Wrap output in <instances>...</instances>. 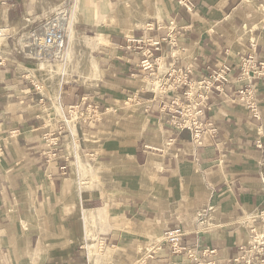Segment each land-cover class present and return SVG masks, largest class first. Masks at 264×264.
Returning <instances> with one entry per match:
<instances>
[{"label":"crops","instance_id":"1","mask_svg":"<svg viewBox=\"0 0 264 264\" xmlns=\"http://www.w3.org/2000/svg\"><path fill=\"white\" fill-rule=\"evenodd\" d=\"M58 1L0 0V264H197L189 250L202 264H245L235 259L259 236L249 264H262L264 101L254 117L238 94L249 81L237 77L244 56L264 60V12L246 0H186L191 9L180 0H64L77 1V43L103 77L89 89L65 83L59 112L35 101L20 51L27 28ZM224 62L228 81L206 87ZM170 75L166 94L153 85ZM189 86L212 123L200 145L171 123L169 106ZM258 87L264 93V79ZM121 97L133 103V131L119 144L104 135L125 116ZM76 110L75 130L66 120ZM177 227L185 249L174 253L163 235Z\"/></svg>","mask_w":264,"mask_h":264},{"label":"built area","instance_id":"2","mask_svg":"<svg viewBox=\"0 0 264 264\" xmlns=\"http://www.w3.org/2000/svg\"><path fill=\"white\" fill-rule=\"evenodd\" d=\"M186 4V0H180ZM186 6L191 9L192 4ZM71 19L69 8H59L57 11L52 12L44 20L39 23L30 26L25 31V42H27L25 48L30 52L31 56L38 59H60L65 52L67 45V33H68V20ZM5 35L4 30L0 28V37ZM160 45V43H155ZM144 69L153 70V63L148 59L143 61ZM182 76H187V71L180 72V68L175 67ZM232 70L231 65L228 63L219 64L215 69L208 81H204L206 87L211 88L219 82L217 87H221L228 81L227 75ZM171 75L166 79L155 77L153 85L162 90L163 93H167L170 90L169 79ZM241 81L247 80L249 84L238 90L240 99L250 108L252 114L256 118H261L263 114L262 103L264 99L261 97L264 93H259L260 89L258 84L264 79V60L256 59L253 53H249L244 56L240 62V72L237 77ZM262 79V80H261ZM205 98L196 99L191 86L185 92L184 98H174L171 102L169 109L172 112L171 123L175 127V131L189 130L192 133V139L195 144L200 145L204 141V137L209 129H212V123L204 119L205 115ZM96 110L98 106L94 103L88 105V109ZM59 133H63V127L59 129ZM53 151L49 155L50 157H56L58 142L51 143ZM185 237V232L181 227L167 229L163 235V242L168 244L174 253L182 252L185 247L182 246V241ZM263 238V237H262ZM262 243L257 241L252 244L248 249H244L243 255L237 257L235 261H242L245 264H249L252 255L256 251L263 249ZM213 254L214 250H205L204 254ZM251 253V257L248 255ZM189 255L193 258L197 264H202L198 258L194 256V252L189 250ZM204 264H214V260L205 261ZM264 264V260L263 263Z\"/></svg>","mask_w":264,"mask_h":264},{"label":"rangeland","instance_id":"3","mask_svg":"<svg viewBox=\"0 0 264 264\" xmlns=\"http://www.w3.org/2000/svg\"><path fill=\"white\" fill-rule=\"evenodd\" d=\"M59 8H69L71 20L73 21L72 25L74 29V25L78 21L79 19L78 17L80 14L77 1L70 2V1L60 0L55 4L53 8V12L57 11V9ZM77 40H78V36L76 35V31H74L72 34L67 33V45L63 55L64 58L63 60L53 59V58L50 59L34 58L33 56H31L27 48L24 47L26 42L23 41V43H20L21 45L20 51L23 56L22 67L27 70V73L29 74V79H31L32 81L33 96L35 97V101L41 103L46 108H52V110L56 108L60 100L62 87L63 85H65V83L67 82L70 83L72 82L74 84L78 83L86 86L89 89L93 85H97L99 79L103 77V70L98 65L95 55H92L85 50L84 48L85 43L74 44V42H77ZM80 59H83L84 62L86 63V69L80 68L79 66ZM41 61H43V63H45L46 65L45 71L40 70L38 67V63ZM62 69L65 70L66 78L64 81H62L60 89L57 90V87L55 88V83L56 81H58V76L61 73ZM148 85L149 87H152L150 81L148 82ZM102 90H104V85L102 86ZM57 98H58V103H56ZM117 101L123 103L122 109L120 111V115H125V116L118 117L117 126L112 128V130L109 133L105 134L104 136L109 141H114V142H118L119 144H122V143H127L128 140H131L129 137L131 136L133 131L132 128L133 122L128 116L130 114L128 110H131V108L134 106L132 101L130 100H128V102L125 103L126 100H124L122 97L120 99H117ZM77 116L78 113L76 110V112H74L73 118L76 117L77 120ZM60 118L65 120V115H60ZM68 125L71 126L69 123ZM258 241L262 242V236L258 237Z\"/></svg>","mask_w":264,"mask_h":264},{"label":"bare ground","instance_id":"4","mask_svg":"<svg viewBox=\"0 0 264 264\" xmlns=\"http://www.w3.org/2000/svg\"><path fill=\"white\" fill-rule=\"evenodd\" d=\"M247 2H249V3H252V4H255V5H257V7L261 10V11H263L264 12V4H258L257 3V0H246ZM114 17H115V15H114ZM73 21L71 20V19H69L68 20V22H67V25H68V33L69 34H72L74 31H75V29H73ZM74 35V34H73ZM70 40V39H69ZM75 43H77V42H74V44ZM26 44H27V42L25 43V46H26ZM73 44V45H74ZM67 55V54H66ZM65 55V56H66ZM60 59H64L63 58V56L60 58ZM66 60V59H65ZM86 61V60H85ZM79 66H80V68H83V69H86V63L84 62V60L83 59H80L79 60ZM38 67H39V69L40 70H43V71H45L46 70V65H45V63H43V61H41V62H39L38 63ZM64 68H66V67H64ZM55 71V70H54ZM59 72V71H58ZM65 78H66V74H65V70L64 69H62L61 70V73L59 74V76H58V81H56V83H55V88L57 87V90H59L60 89V86H61V83H62V81H64L65 80ZM54 100V99H53ZM57 102L56 103H58V98H57V100H56ZM55 103V102H54ZM57 107V109H59L60 111H62V109H61V105H59V103H58V105L56 106ZM61 115H63V114H61ZM75 120H76V117H74L73 119H67V122L73 127V129H75L76 130V128H75ZM71 126H70V128H71ZM135 140H133V141H130V142H128V143H132V142H134ZM122 152L124 153V154H130L131 152H132V149L131 148H122ZM117 158H114V160H112L109 164L111 165V167H112V169L113 170H116L117 168H118V161L116 160ZM77 164H78V172L80 173V175L83 177V176H85V175H87L88 173H89V168H87L86 167V164H85V162H83L82 161V158L80 157V156H78V162H73V167L76 169V166H77ZM145 169V168H144ZM146 170V169H145ZM132 176V175H131ZM129 179V178H128ZM128 181V180H127ZM131 181V180H130ZM133 184V183H132ZM89 210V209H88ZM91 211V210H90ZM92 212V211H91ZM97 214V213H96ZM87 216V215H86ZM88 217V216H87ZM94 217V216H93ZM97 218V217H96ZM87 219V218H86ZM88 220V219H87ZM86 220V221H87ZM90 222V221H89ZM94 222V221H93Z\"/></svg>","mask_w":264,"mask_h":264}]
</instances>
